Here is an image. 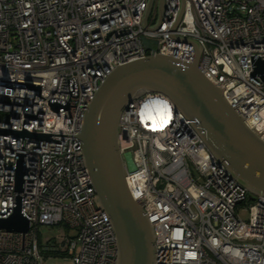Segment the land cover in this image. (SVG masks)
I'll use <instances>...</instances> for the list:
<instances>
[{"label": "built area", "instance_id": "obj_1", "mask_svg": "<svg viewBox=\"0 0 264 264\" xmlns=\"http://www.w3.org/2000/svg\"><path fill=\"white\" fill-rule=\"evenodd\" d=\"M151 1L146 27L148 0H0V218L19 206L29 222L25 232L0 228V264H44L43 253L116 264L78 135L117 65L162 54L185 66L196 41L198 71L264 141V81L251 75L264 59V0H163L161 11ZM195 122L160 92L119 118L125 182L152 226L154 264H264V196L213 157ZM56 224L75 233L40 241L39 226Z\"/></svg>", "mask_w": 264, "mask_h": 264}, {"label": "water", "instance_id": "obj_2", "mask_svg": "<svg viewBox=\"0 0 264 264\" xmlns=\"http://www.w3.org/2000/svg\"><path fill=\"white\" fill-rule=\"evenodd\" d=\"M144 12L143 24L151 0ZM160 0L159 10H162ZM179 13L176 23L179 21ZM147 43V40H143ZM193 62L177 65L162 54L149 55L117 65L98 86L82 119L78 135L82 141L84 164L88 169L96 200L110 219L117 241L116 264H154V233L142 205L133 199L125 182V165L119 149V118L134 98L160 92L169 98L174 110L196 119V133L213 157L227 162L232 176L249 192L264 196V141L230 107L219 87L198 70L199 44ZM251 75L264 81V59L253 60ZM36 138L44 134L21 132ZM24 170L18 169L17 182ZM253 199L252 195L249 197ZM29 222L19 206L7 218H0V228L28 230Z\"/></svg>", "mask_w": 264, "mask_h": 264}, {"label": "rangeland", "instance_id": "obj_3", "mask_svg": "<svg viewBox=\"0 0 264 264\" xmlns=\"http://www.w3.org/2000/svg\"><path fill=\"white\" fill-rule=\"evenodd\" d=\"M237 213L239 217L243 221L248 220L249 210L248 207H245V205H238L237 206ZM75 229L68 228L64 224H56V225H40L38 229V237L41 241L45 237H59L63 234H74ZM50 254L43 253V260L44 264H70L69 258H48Z\"/></svg>", "mask_w": 264, "mask_h": 264}]
</instances>
